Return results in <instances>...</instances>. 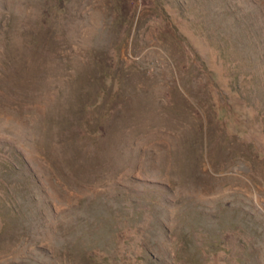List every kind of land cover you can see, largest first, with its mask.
<instances>
[{
  "label": "rangeland",
  "instance_id": "rangeland-1",
  "mask_svg": "<svg viewBox=\"0 0 264 264\" xmlns=\"http://www.w3.org/2000/svg\"><path fill=\"white\" fill-rule=\"evenodd\" d=\"M259 114L264 0H0V264H264Z\"/></svg>",
  "mask_w": 264,
  "mask_h": 264
},
{
  "label": "trees",
  "instance_id": "trees-1",
  "mask_svg": "<svg viewBox=\"0 0 264 264\" xmlns=\"http://www.w3.org/2000/svg\"><path fill=\"white\" fill-rule=\"evenodd\" d=\"M202 61V63H203V60H201ZM210 79H211V81H213V77H212V75L210 76ZM232 90V89H231ZM235 93L233 94V92L231 93V95H233V97L235 98V99H237L238 100V94L236 93V91L235 90H233ZM240 100V99H239ZM241 102H236V103H233V106H235V107H241L244 111L236 118V119H238V123H234V125L235 126H240V124L239 123H246L247 122V119L246 118H249L250 119V111L251 110H253V106L252 105H247V104H245L244 102H242V100H240ZM244 101V100H243ZM233 108V107H232ZM255 114V113H254ZM256 115V114H255ZM262 118V116H261V114H259V118L257 117V119L254 121V123L253 122H250V124H251V126H250V128H252L251 129V131L252 132H255L256 134H259V131L261 132V133H264V131H263V120L261 119ZM249 119H248V121H249ZM255 119V118H254ZM248 123V122H247ZM241 132L242 133H244L245 132V130L244 131H242L241 130Z\"/></svg>",
  "mask_w": 264,
  "mask_h": 264
}]
</instances>
